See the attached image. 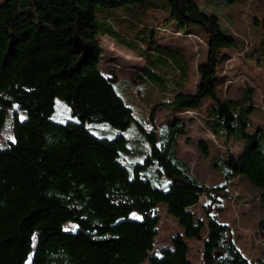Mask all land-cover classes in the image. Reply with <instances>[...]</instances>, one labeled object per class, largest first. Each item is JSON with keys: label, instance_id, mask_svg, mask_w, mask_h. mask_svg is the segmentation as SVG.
<instances>
[{"label": "trees", "instance_id": "obj_1", "mask_svg": "<svg viewBox=\"0 0 264 264\" xmlns=\"http://www.w3.org/2000/svg\"><path fill=\"white\" fill-rule=\"evenodd\" d=\"M167 1L179 29L200 26L209 40L195 92L177 93L172 105L189 110L213 98L207 129L215 138L245 144L240 156L230 155L226 181L245 177L264 190V154L257 137L247 133L254 88L237 100L220 99L215 86L221 50L247 52L245 41L226 35L218 16L204 13L197 0ZM138 3L146 0H7L0 5L1 123L9 108L16 104L20 110L13 140L0 147V264H193L189 239L203 242L202 264H255L233 240L231 227L213 215L215 205L229 197L227 184L206 186L179 158L184 132L176 126L178 118L162 147L154 133L146 163L133 169L119 159L127 149L123 136L99 138L86 126L107 123L123 131L133 121L132 109L114 88L116 78L100 70L96 12ZM256 21L264 34V17ZM57 97L77 122L51 120ZM201 147L208 154V146L202 142ZM155 161L170 181L168 190L141 174ZM201 196L211 201L203 207L206 222L191 211ZM160 205L183 232L157 252ZM133 214L140 218L132 219ZM69 222L75 232L65 231ZM263 224L264 219L262 237Z\"/></svg>", "mask_w": 264, "mask_h": 264}, {"label": "rangeland", "instance_id": "obj_2", "mask_svg": "<svg viewBox=\"0 0 264 264\" xmlns=\"http://www.w3.org/2000/svg\"><path fill=\"white\" fill-rule=\"evenodd\" d=\"M7 0H0L3 5ZM200 9L207 15L219 18L222 31L235 35L253 44L252 50H221L215 86L220 99H241L245 91L254 88V110L249 115L247 133L258 139L260 151L264 154V34L257 19L264 17V0H238L228 4L227 0H197ZM96 23L97 37L101 47L100 70L113 82L117 94L133 111V121L126 130H117L107 123L87 124L89 131L99 138L115 140L123 136L126 151L119 159L130 169L145 164L152 149L155 133L157 145L170 138L172 120L178 118L176 126L181 135L179 157L187 162L195 177L211 188L227 184L229 197L215 205L213 215L231 227L233 240L243 254L255 264L264 259V250L256 243L254 236L260 235V223L264 219V190L254 187L245 177L226 181L230 172L228 160L243 153L245 144L241 141H227L215 138L207 129V116L215 101L211 97L203 100L198 108L179 110L172 103L177 93L192 94L199 80L198 67L208 58V35L200 26L189 25L179 29L171 20L167 0H146L145 4H131L119 8H98ZM184 34L179 36L177 33ZM197 36V38L193 35ZM250 51V52H248ZM226 56L232 57L229 62ZM18 105H14L0 120V147L6 148L13 140V125ZM187 112H193L187 113ZM22 121L25 113L19 115ZM1 118V111H0ZM52 121L65 124L78 121L72 116L67 103L55 100ZM173 126V124H172ZM208 146V154L201 143ZM220 158V159H219ZM157 162L149 163L141 174L150 179L158 189L168 190L170 181L158 172ZM231 183V185H229ZM236 199L234 200V197ZM211 201L204 196L198 207L191 211L203 222L206 216L203 207ZM163 225L159 229L157 252L170 246L171 237L183 230L177 220L160 205ZM132 219H139L133 214ZM72 222L65 225V231L75 232ZM189 259L193 264H202L203 242L189 239Z\"/></svg>", "mask_w": 264, "mask_h": 264}, {"label": "built area", "instance_id": "obj_3", "mask_svg": "<svg viewBox=\"0 0 264 264\" xmlns=\"http://www.w3.org/2000/svg\"><path fill=\"white\" fill-rule=\"evenodd\" d=\"M177 34H179V36H182V34L181 33H177ZM194 36V35H193ZM196 37V36H195ZM197 38V37H196ZM253 46V44L252 43H250L249 41H245V48H246V50H251V48H252V46ZM187 113H191V114H193L194 115V113L193 112H187ZM195 116V115H194ZM229 185H231V183H229ZM203 197L204 196H201L200 197V204H201V202H202V200H203ZM236 197L237 196H235L234 197V200L236 199ZM166 213H167V211H166ZM168 214V213H167ZM160 224H159V229L161 228V225H163V220H162V212H160ZM254 239H255V241H256V243L264 250V239H261V238H257V237H255L254 236ZM159 245H157V243H156V247H158Z\"/></svg>", "mask_w": 264, "mask_h": 264}, {"label": "water", "instance_id": "obj_4", "mask_svg": "<svg viewBox=\"0 0 264 264\" xmlns=\"http://www.w3.org/2000/svg\"><path fill=\"white\" fill-rule=\"evenodd\" d=\"M262 231L264 233V224L262 225ZM220 256H221V254H218V257H220Z\"/></svg>", "mask_w": 264, "mask_h": 264}, {"label": "crops", "instance_id": "obj_5", "mask_svg": "<svg viewBox=\"0 0 264 264\" xmlns=\"http://www.w3.org/2000/svg\"><path fill=\"white\" fill-rule=\"evenodd\" d=\"M180 158V157H179ZM181 159V158H180ZM181 160H183V159H181ZM186 162V161H185ZM187 163V162H186Z\"/></svg>", "mask_w": 264, "mask_h": 264}]
</instances>
